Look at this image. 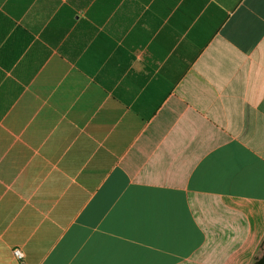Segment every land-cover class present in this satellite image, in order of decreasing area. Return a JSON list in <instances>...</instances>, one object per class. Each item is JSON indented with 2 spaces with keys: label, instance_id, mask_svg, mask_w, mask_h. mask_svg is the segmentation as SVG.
<instances>
[{
  "label": "crops",
  "instance_id": "crops-1",
  "mask_svg": "<svg viewBox=\"0 0 264 264\" xmlns=\"http://www.w3.org/2000/svg\"><path fill=\"white\" fill-rule=\"evenodd\" d=\"M263 242L264 0H0V264Z\"/></svg>",
  "mask_w": 264,
  "mask_h": 264
},
{
  "label": "trees",
  "instance_id": "trees-1",
  "mask_svg": "<svg viewBox=\"0 0 264 264\" xmlns=\"http://www.w3.org/2000/svg\"><path fill=\"white\" fill-rule=\"evenodd\" d=\"M253 264H264V242L262 244L261 254L260 256L255 258V261Z\"/></svg>",
  "mask_w": 264,
  "mask_h": 264
},
{
  "label": "built area",
  "instance_id": "built-area-1",
  "mask_svg": "<svg viewBox=\"0 0 264 264\" xmlns=\"http://www.w3.org/2000/svg\"><path fill=\"white\" fill-rule=\"evenodd\" d=\"M14 254L18 259H22V252L19 249L14 250Z\"/></svg>",
  "mask_w": 264,
  "mask_h": 264
}]
</instances>
